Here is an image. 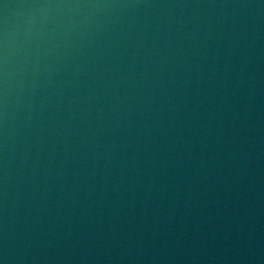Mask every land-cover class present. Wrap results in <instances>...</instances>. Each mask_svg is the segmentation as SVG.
<instances>
[{
    "label": "water",
    "instance_id": "95a60500",
    "mask_svg": "<svg viewBox=\"0 0 264 264\" xmlns=\"http://www.w3.org/2000/svg\"><path fill=\"white\" fill-rule=\"evenodd\" d=\"M0 264H264V0H0Z\"/></svg>",
    "mask_w": 264,
    "mask_h": 264
}]
</instances>
